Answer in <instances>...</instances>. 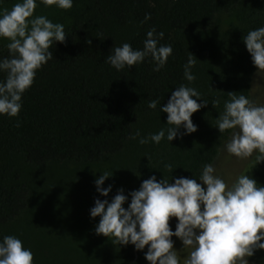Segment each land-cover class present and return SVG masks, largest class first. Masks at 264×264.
I'll return each instance as SVG.
<instances>
[{"label":"trees","instance_id":"obj_1","mask_svg":"<svg viewBox=\"0 0 264 264\" xmlns=\"http://www.w3.org/2000/svg\"><path fill=\"white\" fill-rule=\"evenodd\" d=\"M231 16L237 24L223 25ZM69 17L64 43L50 48L53 58L23 93L18 116L0 115V239L30 231L44 216L47 237L38 241L33 264H147V246L137 251L100 237L99 217L90 218L89 210L95 199L111 201L118 189L127 196L152 175L201 183L203 165H218L232 131L215 127L228 92L253 97L257 69L242 38L264 26V0H73ZM152 28L164 33L159 45L172 47L160 71L150 56L129 70L105 62L122 43L142 49ZM8 43L0 42V59L10 58ZM189 53L197 59L190 85L183 77ZM5 77L0 72V81ZM181 84L209 102L191 116L197 131L159 144L130 139L137 130L144 137L168 127L159 107ZM157 98V108H148ZM106 171L113 175L101 187L112 189L103 197L94 180ZM240 174L264 186V161L256 165L255 153L241 160L227 184ZM186 252L178 253L180 264ZM251 264H264V250L254 252Z\"/></svg>","mask_w":264,"mask_h":264},{"label":"clouds","instance_id":"obj_2","mask_svg":"<svg viewBox=\"0 0 264 264\" xmlns=\"http://www.w3.org/2000/svg\"><path fill=\"white\" fill-rule=\"evenodd\" d=\"M40 2L64 10L73 5V0ZM35 8L36 0H20L11 10H0V38L10 41L6 45L10 58L0 59V72L6 73L0 81V115L18 116L23 93L32 85L37 70L53 58L50 48L65 41L62 24L43 15L29 19ZM149 18L146 14L145 20ZM163 36V32L152 28L146 33L142 49L122 43L112 47L105 62L116 71L129 70L150 56L155 64L153 71H160L172 55L171 45L158 44ZM242 39L257 69L256 76L264 79V26L249 30ZM196 60L189 53L183 65V77L189 85L196 79L192 72ZM228 96L215 122L219 133L232 130L224 151L240 160L255 153L257 165L264 161V104L258 105L234 92H228ZM158 103V98L153 99L147 106L155 110ZM208 103L194 87L181 84L171 92L167 103L159 107L160 113L167 114L168 127L144 137L137 130L130 139L139 137L141 145L149 141L159 144L162 139L171 142L191 134L197 131L192 114ZM218 103L215 98L211 101L214 108ZM165 168L171 173L174 170L172 164H166ZM112 175L106 171L94 180L100 196L108 197L112 185L101 186ZM171 179L173 183L164 177L158 181L152 175L127 196L123 189H118L111 201L95 199L89 210L90 218L99 217L95 233L111 238L119 246L131 244L137 251L147 246L144 258L148 264H180L172 237L182 242L180 251L188 250L183 264H249L248 258L256 250H264V186L252 176L240 174L229 185L208 163L199 174L201 183L184 176ZM173 217L177 221L174 231L169 225ZM0 264H33V254L20 239L5 235L0 239Z\"/></svg>","mask_w":264,"mask_h":264},{"label":"rangeland","instance_id":"obj_3","mask_svg":"<svg viewBox=\"0 0 264 264\" xmlns=\"http://www.w3.org/2000/svg\"><path fill=\"white\" fill-rule=\"evenodd\" d=\"M17 2H20V0H0V10L3 9L11 10L12 5ZM69 10L70 9L67 10L59 9L55 6V4L50 6H45L40 2V0H36V8L34 9L33 17H30L29 19L34 18L35 16L43 15L47 19L51 20L53 23H60L62 25H65L70 21ZM236 24L237 22L235 21V18L233 16L225 18L223 20V25L225 26L228 25L233 26ZM0 42H10V41L6 38H0ZM252 100L255 101L258 105L264 104V79H262L259 76L255 77ZM240 166H241L240 159H237L236 157L229 155L226 151L223 150L219 158V163L218 165L215 166V169L217 173L227 183V181H229L238 172ZM48 184L51 186V188H53L51 182ZM36 220L37 221L32 225L30 231H27V228H24V230H21V233H19V236L17 237L22 241L24 247L29 248L31 250L32 254H34L35 252V247L39 246L38 244L40 243L38 241L40 240V238L47 237V230H46V226L44 225L46 223V217L40 216ZM176 222H177L176 219H174L173 223L176 224ZM23 226L20 229H23ZM170 228L173 231L175 230L174 225L170 226ZM99 236L102 238H106L103 235H99ZM171 239L173 240V247L178 251V253H180V249L182 248V242L176 237H172ZM187 252L185 256L187 255ZM251 258L252 256L248 258L249 264H251Z\"/></svg>","mask_w":264,"mask_h":264}]
</instances>
